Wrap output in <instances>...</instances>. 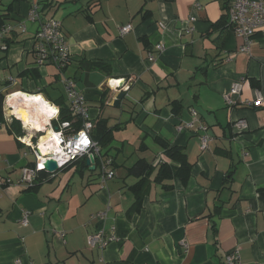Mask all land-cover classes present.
<instances>
[{
	"label": "crops",
	"instance_id": "0c3cea01",
	"mask_svg": "<svg viewBox=\"0 0 264 264\" xmlns=\"http://www.w3.org/2000/svg\"><path fill=\"white\" fill-rule=\"evenodd\" d=\"M230 1L0 0V26L13 27L0 46V264H226L234 248L238 264H264V101L246 105L264 98V29L249 53L241 52L243 40L228 23ZM34 5L39 13L32 20ZM50 17L68 37L71 61L63 70L36 64L33 39ZM127 23L134 30L121 35ZM158 43L166 45L161 54ZM84 63L106 67L88 71ZM64 77L85 93L95 140L97 122L106 119L110 135L100 145L114 159V177L103 181L83 157L22 185L23 168L35 163L25 142L57 129L50 112L67 104ZM235 82L242 89L230 105L225 97ZM15 95L41 100L44 128L20 120ZM193 110L195 126L179 130L193 121ZM14 118L22 134L11 129ZM201 124L211 136L204 151ZM162 142L187 155L186 181L156 179L162 162L179 166ZM140 159L154 169L138 206L132 186L140 178L131 167ZM100 211L108 212L106 233L115 226L120 237L105 249L88 244L102 225L92 219Z\"/></svg>",
	"mask_w": 264,
	"mask_h": 264
},
{
	"label": "built area",
	"instance_id": "2783aa9c",
	"mask_svg": "<svg viewBox=\"0 0 264 264\" xmlns=\"http://www.w3.org/2000/svg\"><path fill=\"white\" fill-rule=\"evenodd\" d=\"M197 9L201 8L200 3H196ZM38 6L34 5L29 13V18L34 20L38 16ZM228 23L234 34L243 40L240 46V51L249 53L251 46L254 43V37L259 30L264 29V0H231L226 9ZM196 16H191V21H196ZM13 29L12 26H5L0 30V46L4 45L7 34ZM22 31L26 30L24 22L20 24ZM120 34L125 35L134 30V25L127 23L119 27ZM34 50L36 52V64L43 66L48 62L55 63L61 70L65 69L71 61L69 52L68 37L62 29L60 20L50 17L45 21H41L39 30L34 37ZM156 53L161 54L166 50L164 43L156 44ZM156 53L149 52L148 59L155 60ZM62 81L65 84L68 109L72 120H61L59 109L53 110L50 115L57 118L60 122L55 131H53L50 139L56 141V150L54 152L43 153L40 149V140L33 143L32 140L25 143L31 147V151L35 155V163L32 166H26L22 170L19 183L25 186H33L40 171L52 173L45 167V163L49 159H53L58 163V169L68 166L72 161L93 155L95 165L100 170L103 181L114 177V171L109 168L113 165V157L104 155L101 150L100 143L92 136L94 123L90 117L89 107L86 101L85 93L78 87L75 80L69 77H64ZM242 85L239 82L233 83L229 94L225 97L228 104H234L233 95L239 93ZM264 101L263 97H258L254 101H247L248 106H260ZM198 113L193 110V121L187 122L185 126L178 125V129L184 127L192 128L195 126V121L198 119ZM81 120V128L74 129V121ZM238 127L246 128L244 120L237 121ZM204 131L200 135L201 149L207 150L211 141L210 134L207 133L208 127L201 124L197 130ZM45 136V135H44ZM43 137V136H42ZM40 137V139L42 138ZM23 141L24 139L21 138ZM54 172V171H53ZM10 179H7L9 182ZM29 212H25L21 218V224L26 226L29 223ZM108 217L107 211H100L93 214L92 219L102 223L101 227L96 229L88 236V244L91 248L105 249L111 242L119 240L116 233V227L112 226L110 233H106V228L103 223ZM240 261V250L234 248L225 258L226 264H238Z\"/></svg>",
	"mask_w": 264,
	"mask_h": 264
},
{
	"label": "trees",
	"instance_id": "16d2710c",
	"mask_svg": "<svg viewBox=\"0 0 264 264\" xmlns=\"http://www.w3.org/2000/svg\"><path fill=\"white\" fill-rule=\"evenodd\" d=\"M228 4H226L225 9H227ZM225 14L223 18H226ZM0 28L2 29V25L0 26ZM83 67L89 71L92 69L105 70L106 66L100 64L84 63ZM61 105L62 106L60 111V121L72 120L71 114L68 109V102L66 104V99L65 101L62 100ZM81 126L82 124L80 119L74 121V128L76 130L80 129ZM95 127L96 128L94 130V137L100 142L101 145H103V142H105V140L110 135V130L107 125L106 119H100ZM13 128L18 132V134H22L21 122L16 118H14L13 122L11 123V129ZM162 143L164 147H166V153L168 158L178 162L179 166H174V164H170L169 162H164V163L162 162L161 165L159 166L156 179L158 181H164L166 179H174L178 177L181 180L186 181L190 175L191 166H192V164H190V162L187 159V155L180 147L170 146L164 142ZM153 169L154 167L150 163H148L145 159H140L133 167H131L132 173H134L140 178V180L132 186V189L134 191L133 193L135 194L136 197V204H138V206H140L143 198L147 193L148 183L150 180L149 174ZM48 174L49 173L45 171H40L37 179L46 178Z\"/></svg>",
	"mask_w": 264,
	"mask_h": 264
},
{
	"label": "bare ground",
	"instance_id": "6f19581e",
	"mask_svg": "<svg viewBox=\"0 0 264 264\" xmlns=\"http://www.w3.org/2000/svg\"><path fill=\"white\" fill-rule=\"evenodd\" d=\"M10 100L12 104L16 105V108L22 106L26 110L25 118H23L26 125L36 130L45 127L46 111L38 97L15 95L10 97ZM51 136L52 134H48L44 136L47 138L40 139V149L43 153L54 152L57 148L56 141L50 139Z\"/></svg>",
	"mask_w": 264,
	"mask_h": 264
},
{
	"label": "water",
	"instance_id": "95a60500",
	"mask_svg": "<svg viewBox=\"0 0 264 264\" xmlns=\"http://www.w3.org/2000/svg\"><path fill=\"white\" fill-rule=\"evenodd\" d=\"M119 86H122V82L120 81ZM125 95V92H120L118 94V96L116 97L115 100V105L118 106L120 104V100L123 98V96ZM19 113H22V116L20 117V120L22 122H24L25 118V114H26V110L22 107V106H18L16 108V114L18 115ZM86 163L87 165L90 167V169H95L96 165H95V159L93 157V155H90L87 159H86ZM45 167L48 171H57L58 170V163L53 160V159H49L46 163H45Z\"/></svg>",
	"mask_w": 264,
	"mask_h": 264
},
{
	"label": "clouds",
	"instance_id": "9594fccd",
	"mask_svg": "<svg viewBox=\"0 0 264 264\" xmlns=\"http://www.w3.org/2000/svg\"><path fill=\"white\" fill-rule=\"evenodd\" d=\"M58 111V110H57Z\"/></svg>",
	"mask_w": 264,
	"mask_h": 264
}]
</instances>
